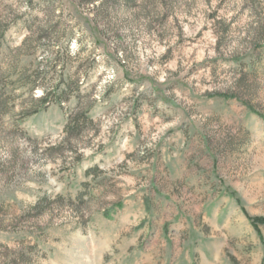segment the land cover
<instances>
[{
  "label": "rangeland",
  "instance_id": "374dc122",
  "mask_svg": "<svg viewBox=\"0 0 264 264\" xmlns=\"http://www.w3.org/2000/svg\"><path fill=\"white\" fill-rule=\"evenodd\" d=\"M0 22V264H264V0H0Z\"/></svg>",
  "mask_w": 264,
  "mask_h": 264
},
{
  "label": "trees",
  "instance_id": "16d2710c",
  "mask_svg": "<svg viewBox=\"0 0 264 264\" xmlns=\"http://www.w3.org/2000/svg\"><path fill=\"white\" fill-rule=\"evenodd\" d=\"M7 29L4 27V25L0 22V67L2 65V46H3V42L2 40L4 39V36L6 34ZM39 105V107L37 108L36 112H39L43 107H45L48 104V96H41L38 98H33ZM12 100V95L8 93V89L4 90L1 86V82H0V122L5 120L9 114H11L12 110H10V106L14 107L16 106L15 103L11 102ZM258 222H260L261 224H264V220L260 219L257 220ZM255 222V221H254Z\"/></svg>",
  "mask_w": 264,
  "mask_h": 264
}]
</instances>
